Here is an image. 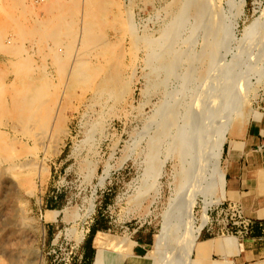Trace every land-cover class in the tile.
I'll return each instance as SVG.
<instances>
[{"label":"rangeland","instance_id":"rangeland-1","mask_svg":"<svg viewBox=\"0 0 264 264\" xmlns=\"http://www.w3.org/2000/svg\"><path fill=\"white\" fill-rule=\"evenodd\" d=\"M24 4L27 13L20 0H0V27L28 49L0 51V264H88L94 221L105 227L93 235L91 264H178L187 233L198 229L197 250L209 209L223 199L215 174L225 173L228 134L256 117L264 128V0H93L81 46L59 18L73 8L79 26L82 0ZM52 25L73 46L64 61L45 47ZM162 29L163 49L144 60L135 34ZM75 57L80 75L71 73ZM32 92L35 106L26 103ZM209 231L222 238L217 225Z\"/></svg>","mask_w":264,"mask_h":264},{"label":"crops","instance_id":"crops-1","mask_svg":"<svg viewBox=\"0 0 264 264\" xmlns=\"http://www.w3.org/2000/svg\"><path fill=\"white\" fill-rule=\"evenodd\" d=\"M263 130L261 118L250 119L244 129H232L225 144L223 199L228 195L240 199L247 205L245 213L258 217V214L264 217V204H261L264 197L260 198L262 190L257 189L260 181L259 173L264 174ZM210 233L211 231L205 229L200 235L199 248L194 252L196 256H193L195 258L193 264H229L230 250L227 242L220 237H218L220 239L211 237ZM257 233L258 228H255L252 236L244 238L242 250L235 253L236 264H264V240L256 239L254 235ZM210 251L221 252L223 255L219 259L203 256Z\"/></svg>","mask_w":264,"mask_h":264},{"label":"bare ground","instance_id":"bare-ground-1","mask_svg":"<svg viewBox=\"0 0 264 264\" xmlns=\"http://www.w3.org/2000/svg\"><path fill=\"white\" fill-rule=\"evenodd\" d=\"M20 1H22V4H23V6H24V9L26 10V13L28 12V10H27V6L24 4L25 3V0H20ZM83 1V3H84V6L80 9V10H78V12L80 11V25L78 26L77 25V27H76V19L73 17V16H75V14L76 13H74V9L73 8H69V9H67V10H65L66 12H64V13H68L69 14V18H67V16L65 15V14H63V15H61V17L59 18L60 19V21H61V19H62V23H67L68 24V28H70V29H67V32L65 33V34H70V35H73L75 32H77L78 33V43L80 44V46L81 45H84L87 41H88V39H90L89 38V36H90V26H91V20H90V17H91V15H92V9H91V6L93 5V0H82ZM177 1V0H176ZM178 3H179V1H178ZM179 5V4H178ZM189 5V4H188ZM42 6L44 7V10L46 11V12H49L50 11V7L48 8L47 7V4H42ZM118 6V5H117ZM182 6H183V4H182ZM63 7V6H62ZM178 7V6H177ZM172 8V7H171ZM28 9H29V11L31 12L30 13V17L32 18V19H36V20H38V19H40V18H34V16H36V10H34L33 11V9H32V7H28ZM91 9V10H90ZM178 9H179V7H178ZM177 9V10H178ZM190 9V8H189ZM192 10V9H191ZM176 11V10H175ZM198 12V11H197ZM178 13V12H177ZM176 13V14H177ZM120 15V14H119ZM183 15V14H182ZM185 15V14H184ZM49 17V16H48ZM55 17H57V16H55ZM103 17V16H102ZM179 18H180V16H178ZM122 18V17H121ZM121 18H120V20H121ZM174 18H175V16H174ZM182 18V17H181ZM23 19H25V20H28V17L27 16H23ZM49 19H51V17H49ZM48 19V20H49ZM127 20H128V18H127ZM175 20V19H174ZM178 20V19H177ZM179 20H181V19H179ZM173 21V20H172ZM176 21V20H175ZM61 23V24H62ZM178 23V22H177ZM60 24V25H61ZM121 24H123V23H121ZM129 26V28L131 27V29H132V32L134 31L135 32V29H134V27H133V25H132V23H131V20L129 19V23H127ZM167 24V23H166ZM172 24V23H171ZM173 24H176V22L175 23H173ZM180 24V23H179ZM176 25H178V24H176ZM197 25V24H196ZM48 26V25H47ZM123 26L125 27V25L123 24ZM20 27V26H19ZM36 27V26H35ZM175 27V26H174ZM178 27H182V25H180V26H178ZM176 28V27H175ZM20 29V28H19ZM176 29H178V28H176ZM6 29L4 28V27H0V51H2V52H15V53H19V52H21L22 50H25V51H28V49L26 48V46L24 45V42H17V37L15 36V35H10L9 37H6V31H5ZM24 30H26V29H24ZM166 30V29H165ZM164 30V31H165ZM179 30V29H178ZM63 30L60 28V26H51V27H49L48 29H47V32H46V35H47V37H48V39H50L51 40V42H47L46 43V49L47 50H50L51 51V55H52V57L54 58V59H56V60H58V61H64V60H66V58H68L70 55H71V53H70V50L71 49H73V46H72V44H71V42L70 41H64V40H62V33H64L65 31H63ZM75 31V32H74ZM128 30H125V32H127ZM137 31V30H136ZM20 33H22L21 31H19ZM129 32H130V30H129ZM26 33H28V36H27V38L28 39H30V43H31V45H30V48H33V44L32 43H34V44H36V46H37V50L38 51H42V46H40L39 45V43H36V40H35V38H33L32 37V34L31 33H33V31H27ZM131 33V32H130ZM129 33V35H131L132 36V34H130ZM164 34L165 33H163V29H162V31L159 33V35L158 36H152V35H150L149 33H142V34H140V35H138V34H135V36L134 37H136L137 38V40H139L140 42H142L141 44H142V46H143V48H144V50H145V54H146V58L144 59V60H147V59H149V57H151L152 56V54L153 53H156V54H159V52L163 49V47H164V39H163V36H164ZM174 34H175V30H174ZM174 34L171 36V37H173L174 36ZM179 34V32L177 31V35ZM21 35V34H20ZM22 36V35H21ZM30 36V37H29ZM210 36V35H209ZM170 37V39L169 40H171V39H173V38H171ZM6 38V39H5ZM135 38V39H136ZM179 38V37H178ZM5 39V40H4ZM43 39V38H42ZM178 40V39H177ZM104 41V40H103ZM103 41H101V42H103ZM207 41V40H206ZM171 42V45L174 47V43L172 44V42H174L173 40L172 41H170ZM63 44V47H64V49H63V52H62V54H60V53H58L57 51L58 50H61L62 49V47H60V46H58V44ZM135 44H137L136 42H134L133 43V45H135ZM138 44H140L139 42H138ZM117 45V44H116ZM168 45V44H167ZM170 45H168V47H169ZM137 47H138V45H137ZM139 47H141V45L139 46ZM167 47V46H166ZM171 47V46H170ZM174 49H176V48H174ZM174 49H172V47H171V50L172 51H174ZM143 50V49H142ZM170 50V51H171ZM110 51H112V50H110ZM169 51V50H168ZM170 51L168 52V53H170ZM171 51V52H172ZM104 52V51H103ZM171 54V53H170ZM174 54V53H173ZM172 54V55H173ZM124 55V54H123ZM151 55V56H150ZM169 55V54H168ZM168 55H167V57H168ZM109 56H111V55H109ZM114 56V55H113ZM170 56V55H169ZM51 57V56H50ZM112 57V56H111ZM110 57V58H111ZM148 57V58H147ZM154 58V57H153ZM152 58V59H153ZM172 58V57H171ZM18 59V58H17ZM30 59V58H29ZM74 60H75V62H74V64H73V67H72V70H71V73L72 74H74V75H80L79 74V72H80V70H81V66H82V64H83V62H81V61H79V60H76L77 58L75 57V58H73ZM72 59V60H73ZM83 59V58H82ZM104 59V58H103ZM107 59V58H106ZM85 60V59H84ZM113 60H114V57H113ZM119 60V59H118ZM122 60H123V58H122ZM171 59H169L168 60V66L166 65V67H168L167 69H171V66H172V62L170 61ZM178 60V59H177ZM71 61V60H70ZM103 61V60H102ZM174 61V60H173ZM19 62H20V60H19ZM86 62V61H85ZM84 62V63H85ZM106 62V61H105ZM149 62V61H148ZM150 62H152V61H150ZM175 62H177V61H175ZM18 63V62H17ZM92 63H94V62H92ZM24 64H25V62H24ZM55 64V63H54ZM86 64V63H85ZM111 64V63H110ZM23 65V64H22ZM122 65V64H121ZM24 66V65H23ZM100 66H102L101 64H100ZM107 66V65H106ZM123 66V65H122ZM161 66H162V64L160 65V67L159 68H161ZM59 67V66H58ZM18 68V67H17ZM70 68V67H69ZM94 68V67H93ZM99 68V67H98ZM116 68V67H115ZM114 68V69H115ZM124 68V67H123ZM162 68H163V66H162ZM164 68H165V66H164ZM18 69H20V68H18ZM18 69H17V71H18ZM67 69V68H66ZM82 69H84V68H82ZM100 69V68H99ZM105 69V71H107L106 69H107V67L106 68H104ZM125 69V68H124ZM68 70V69H67ZM161 70H163V69H161ZM17 71L15 72V74L17 73ZM45 71H46V69H45ZM82 71V70H81ZM84 71V70H83ZM82 71V72H83ZM105 71H104V73H105ZM13 72V71H12ZM107 72H109V71H107ZM112 72H114L113 70H112ZM111 72V73H112ZM103 73V74H104ZM110 73V74H111ZM119 73V72H118ZM66 74H67V72H66ZM82 74V79L83 78H85L84 76H85V74H83V73H81ZM113 74V73H112ZM116 74V73H115ZM14 75V74H13ZM46 74L44 73V76H45ZM84 75V76H83ZM123 75V74H122ZM87 77H89L88 75H86ZM94 76H96V75H94ZM106 76H107V74H106ZM112 76V75H111ZM110 76V77H111ZM114 76V75H113ZM116 76V75H115ZM120 76V75H119ZM22 78V77H21ZM66 78H67V76H66ZM79 78V77H78ZM80 78V79H81ZM106 78V77H105ZM105 78H103L104 79V81H105ZM115 78H117V77H115ZM87 79V78H86ZM111 80H112V78H110ZM43 80H46V79H43ZM108 80H109V78H108ZM123 80V79H122ZM90 81V80H89ZM92 81V80H91ZM94 81V80H93ZM98 81V80H97ZM114 81H117V80H114ZM70 82V81H69ZM82 82H83V80H82ZM87 82H88V79H87ZM95 83H96V81H94ZM111 82V81H110ZM126 82V81H125ZM151 82V81H150ZM45 83V82H44ZM72 83V82H71ZM91 83V82H90ZM89 83V84H90ZM94 83V84H95ZM105 83V82H104ZM108 83H109V81H108ZM46 84V83H45ZM45 84H43V85H45ZM65 84V83H64ZM92 84V83H91ZM106 84V83H105ZM113 84H114V82H113ZM103 85V84H102ZM45 87V86H44ZM100 87V86H99ZM107 86L105 85V88H106ZM114 87V86H113ZM126 87H127V85H126ZM103 88V87H102ZM115 88H117V87H115ZM40 89L41 88H39V90H37V92H39L40 93ZM46 89V88H45ZM99 90L101 89V88H98ZM109 89H111V87L109 88L108 87V90ZM36 89H34V91H35ZM43 90V89H42ZM47 90V89H46ZM102 90V89H101ZM126 90V89H125ZM49 91V90H48ZM98 91V90H97ZM111 91H112V89H111ZM113 91H114V89H113ZM36 92V91H35ZM43 92V91H42ZM41 92V93H42ZM100 92V91H99ZM98 92V93H99ZM117 92H119V91H117L116 90V97H119V98H121L123 95H121V97L120 96H118L117 95ZM39 93H34V92H32L29 96H28V99H27V101H26V103L27 104H29V105H31V106H35L36 105V101H37V98H39ZM44 93H45V96H46V94H47V92H45L44 91ZM49 93V92H48ZM101 93V92H100ZM102 93H103V91H102ZM106 93H107V90H106ZM108 93H109V91H108ZM121 93V92H120ZM125 93V92H124ZM109 94H111V93H109ZM114 94V93H113ZM44 95V94H43ZM50 95V94H49ZM112 95V94H111ZM48 96V95H47ZM42 97L44 100H42L41 98V100H42V102L43 101H45V98H46V100L49 98V97ZM14 98V101L16 100V97L15 96H13ZM38 102H40V100L39 101H37V103ZM41 102V103H42ZM41 103H40V105H41ZM39 105V104H38ZM37 105V106H38ZM29 109L31 110V107H29ZM34 109V108H33ZM37 109V108H36ZM25 110V109H24ZM29 110V111H30ZM1 111V110H0ZM36 111V110H35ZM24 112V111H23ZM27 112V111H26ZM31 112V111H30ZM29 112V113H30ZM32 113V112H31ZM24 114V113H23ZM34 115V114H33ZM24 121V120H23ZM225 126V125H224ZM227 126L228 125H226V127L225 128H227ZM226 130V129H225ZM222 132H224L223 130H222ZM12 157V154L10 155V156H7L5 159H9V158H11ZM16 161V160H15ZM11 162H13V160L11 161ZM18 167V166H17ZM16 167V168H17ZM216 178H217V180H216V184H218L219 185V187H220V189L223 191V189H224V185H225V177H224V173H223V171L221 170V169H219L217 172H216ZM196 228V227H195ZM197 229V228H196ZM195 229V230H196ZM191 231V230H190ZM193 231V230H192ZM198 229L196 230V231H193V232H189V234L187 233V240L185 241V244H184V247H183V251H184V253H182V255H184V257L179 261V263L178 264H188L189 263V261L191 260V255H192V253H194V249H196V241H197V237H198ZM219 237H222L226 242H227V244H228V247H229V250H230V256L231 255H233V254H235V253H238L240 250H242V248H243V245L240 243V242H238L237 241V239H236V237L235 236H233V235H231V234H224V235H220ZM157 244H160V245H162V243H161V241H159V240H157ZM157 252H160L159 250H157ZM157 254V253H156ZM173 255V254H172ZM173 257V256H172Z\"/></svg>","mask_w":264,"mask_h":264},{"label":"built area","instance_id":"built-area-1","mask_svg":"<svg viewBox=\"0 0 264 264\" xmlns=\"http://www.w3.org/2000/svg\"><path fill=\"white\" fill-rule=\"evenodd\" d=\"M40 2L42 0H33ZM211 215V216H210ZM208 219L202 228L213 229L217 225V233L220 235L231 234L237 241L243 244L246 237L252 236L255 228L258 233L254 235L258 240H264V218H253L247 215L242 204L228 197L216 202L208 211ZM62 264H71L69 258Z\"/></svg>","mask_w":264,"mask_h":264},{"label":"trees","instance_id":"trees-1","mask_svg":"<svg viewBox=\"0 0 264 264\" xmlns=\"http://www.w3.org/2000/svg\"><path fill=\"white\" fill-rule=\"evenodd\" d=\"M103 227L105 226L102 225V223H99V221H94L88 228V236L85 240L84 251H83V255L86 256V258H89L88 264H91L94 255V247L92 246L91 243L93 235L99 228H103Z\"/></svg>","mask_w":264,"mask_h":264}]
</instances>
